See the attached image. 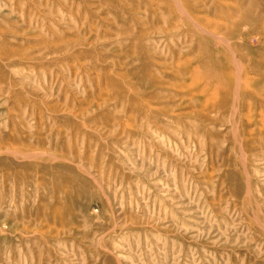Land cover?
<instances>
[{"label":"rangeland","instance_id":"rangeland-1","mask_svg":"<svg viewBox=\"0 0 264 264\" xmlns=\"http://www.w3.org/2000/svg\"><path fill=\"white\" fill-rule=\"evenodd\" d=\"M178 1L0 0V264H264V0Z\"/></svg>","mask_w":264,"mask_h":264},{"label":"bare ground","instance_id":"bare-ground-1","mask_svg":"<svg viewBox=\"0 0 264 264\" xmlns=\"http://www.w3.org/2000/svg\"><path fill=\"white\" fill-rule=\"evenodd\" d=\"M175 1H176V3H179V2H180V1H178V0H175ZM181 3H182V2H181ZM177 7H181V6L179 5V6H177ZM182 9H183V8H182ZM183 10H184V9H183ZM182 12H183V15H188V13L186 14L184 11H182ZM190 14H191V13H190ZM187 17H190V16L188 15ZM224 18H225V16H224ZM189 19H191V17H190ZM193 21H194V20H193ZM206 21H209V20H206ZM220 22H221V21H220ZM195 23H196V22H195ZM195 23H194V24H195ZM196 28H197V27H196ZM245 28H246V26H245ZM204 29H205V28H204ZM204 29H203V30H204ZM205 30H206V29H205ZM207 30H208V29H207ZM205 32H206V31H205ZM210 33H211V32H210ZM210 33H209V34H210ZM212 35H213V33H212ZM214 35H215V34H214ZM215 37H216V36H215ZM222 38H223V37H222ZM224 38H225V37H224ZM217 39H219V38H217ZM221 41H222V40H221ZM223 42H226V41L224 40ZM227 42H228V41H227ZM227 44H228V43H226V45H227ZM228 45H229V44H228ZM227 47H228V46H227ZM231 51H232V49H231ZM232 53H233V52H232ZM234 56H235V55H234ZM235 57H236V56H235ZM233 61H234V59H233ZM262 62H264V60H263ZM178 65H179V64H178ZM241 65H242V64H241ZM235 66H236V65H235ZM239 66H240V64H239ZM239 66H238V68H239ZM239 69H240V68H239ZM198 70H199V69H198ZM262 71H263V70H262ZM196 76H197V75H196ZM239 78H240V77H239ZM236 80H237V79H236ZM240 80H242V79H240ZM240 80H239L238 82L241 83ZM246 80H247V78H246ZM249 80H250V79H249ZM206 84H207V83H206ZM209 84H210V83H209ZM238 84H239V83H238ZM241 85H242V84H241ZM215 86H216V84H215ZM235 86H238V85L236 84ZM235 86H234V90L236 89ZM218 87H219V86H218ZM218 87H216V88H218ZM238 87H239V86H238ZM238 87H237V90H240V89H238ZM219 88H220V87H219ZM197 91H198V90H197ZM214 91H216V90L214 89ZM198 92H199V91H198ZM228 93H229V92H228ZM238 93H239V92H238ZM214 95H216V93H214ZM235 95H236V94H235ZM237 95H238V94H237ZM237 95L234 96V98L237 97ZM216 96H217V95H216ZM216 96H215V97H216ZM215 97H214V98H215ZM208 98H209V97H208ZM214 98H213V99H214ZM217 99H218V96H217ZM194 100H195V99H194ZM217 102H218V101H217ZM207 103H208V101H207ZM152 107H153V106H152ZM234 107H235V106H234ZM237 109H238V108H237ZM237 109H236V110H237ZM235 112H236V111H235ZM235 114H236V113H235ZM262 120H263V119H262ZM263 123H264V122H263ZM238 128H239V127H238ZM261 128H262V127H261Z\"/></svg>","mask_w":264,"mask_h":264}]
</instances>
